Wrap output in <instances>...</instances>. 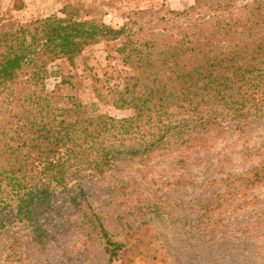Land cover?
<instances>
[{"label": "trees", "instance_id": "16d2710c", "mask_svg": "<svg viewBox=\"0 0 264 264\" xmlns=\"http://www.w3.org/2000/svg\"><path fill=\"white\" fill-rule=\"evenodd\" d=\"M23 8L14 0V11ZM92 12L70 3L45 17L2 20L0 234L20 225L43 247L52 230L76 229L99 238L106 264H135L143 255L150 264H168L147 222L114 241L86 183L264 125V0H193L182 10H139L119 27L105 21L106 10L99 17ZM145 17L148 26L140 23ZM100 43L113 45L126 72L96 79L93 101L83 103L74 75L63 76L56 65L75 67ZM49 78L60 79L52 89ZM100 105L131 114L117 119ZM223 181L233 187L229 193L237 183L248 190L264 182V163ZM117 183L110 191L127 197L128 185ZM66 206L71 214L63 222ZM146 208L156 215L162 210H138ZM201 209L209 210V202Z\"/></svg>", "mask_w": 264, "mask_h": 264}, {"label": "rangeland", "instance_id": "374dc122", "mask_svg": "<svg viewBox=\"0 0 264 264\" xmlns=\"http://www.w3.org/2000/svg\"><path fill=\"white\" fill-rule=\"evenodd\" d=\"M13 2L0 0V25L2 20L10 18L17 21L37 18L28 17L24 2L23 11H14ZM72 4L92 10L94 17L105 12L101 2ZM192 4L193 0L121 1L119 7L113 5L118 15L107 17L106 22L119 27L125 16L138 18L134 13L139 10H182ZM51 14L54 13H48ZM147 21L145 17L140 23L148 26ZM112 46L100 43L87 48L75 67L63 61L57 63L63 76L74 75L73 82L77 83L83 103L93 101L92 86L96 79L106 76L114 80L125 74L126 69L113 57ZM59 80L49 78L47 88L52 89ZM99 108L117 119L131 114L110 105ZM262 163L264 125L245 135L230 133L213 138L205 150L187 155L174 153L148 164L131 165L121 174L88 182L86 187L95 213L114 241H123L129 227L147 222L164 244L168 264H264V182L247 187L248 190L239 183L233 184L236 191L229 193L233 187L223 181L227 175H240ZM117 181L128 185L129 196L117 199L118 193L110 191ZM212 188L219 197L211 195ZM206 201L210 207L207 211L201 209ZM139 205L158 206L162 210L156 211V215L150 213L154 209L138 210ZM64 209L63 222L71 214L70 207ZM0 264H106V256L99 238L85 231L52 230L43 247H39L30 241L28 230L17 225L0 234ZM135 264H150V261L143 255L135 258Z\"/></svg>", "mask_w": 264, "mask_h": 264}, {"label": "crops", "instance_id": "0c3cea01", "mask_svg": "<svg viewBox=\"0 0 264 264\" xmlns=\"http://www.w3.org/2000/svg\"><path fill=\"white\" fill-rule=\"evenodd\" d=\"M25 4V13H27L28 17H45L48 16V13H55L61 6L75 3L78 1H85L87 4L89 3H103V7L106 10L105 21H107V17H113L114 15H118V11L113 8V5L118 6L121 5V1L126 2V0H49L48 2H39V0H22ZM123 9V8H121ZM107 23L111 24L110 21Z\"/></svg>", "mask_w": 264, "mask_h": 264}]
</instances>
